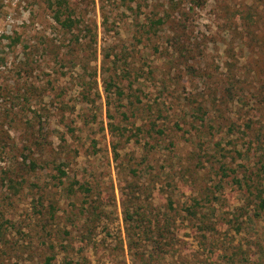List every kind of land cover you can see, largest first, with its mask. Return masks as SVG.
<instances>
[{
    "label": "rangeland",
    "instance_id": "374dc122",
    "mask_svg": "<svg viewBox=\"0 0 264 264\" xmlns=\"http://www.w3.org/2000/svg\"><path fill=\"white\" fill-rule=\"evenodd\" d=\"M66 260L264 264V0H0V264Z\"/></svg>",
    "mask_w": 264,
    "mask_h": 264
},
{
    "label": "trees",
    "instance_id": "16d2710c",
    "mask_svg": "<svg viewBox=\"0 0 264 264\" xmlns=\"http://www.w3.org/2000/svg\"><path fill=\"white\" fill-rule=\"evenodd\" d=\"M56 19L57 21H59L63 26H69L68 23H67V20H60V17L59 16H56ZM64 174V172H62ZM64 264H77V263H74L73 260H66L64 262Z\"/></svg>",
    "mask_w": 264,
    "mask_h": 264
}]
</instances>
